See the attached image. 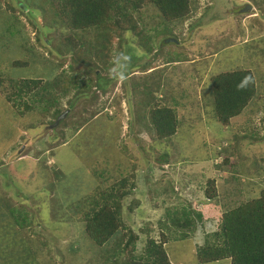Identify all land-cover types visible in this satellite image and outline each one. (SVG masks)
Instances as JSON below:
<instances>
[{"label": "rangeland", "instance_id": "374dc122", "mask_svg": "<svg viewBox=\"0 0 264 264\" xmlns=\"http://www.w3.org/2000/svg\"><path fill=\"white\" fill-rule=\"evenodd\" d=\"M30 1L27 5V0H0V264H43L52 256L42 247L29 258L16 252L15 240L25 231L10 222L7 201L44 205L32 208L42 219L40 228L54 235V241L58 234L69 235L63 239L68 250L69 239L84 237L81 214L69 205L93 193L96 186L117 187L122 182L120 173H131L126 191L135 189L122 198V211L137 231L143 230L138 253L146 237L162 240L165 231V247L174 264H200L191 254L196 239L190 236L196 228L214 229L222 220V204L237 205L264 187L262 172H250L239 157L241 153L264 156V0H191L189 16L172 22L165 21L155 5L147 4L130 17L134 30L111 31V41L98 28L84 30L96 54L82 51L80 56L55 55L56 59L49 52L51 44L43 45L46 37L39 30L53 10L47 0ZM121 36L133 46L148 48L149 54L138 62L146 73L136 71L131 78L121 79L118 67L123 68L133 55L127 49L120 51ZM170 37L179 43L165 44L163 40ZM108 54L111 57L105 58ZM172 54L176 60L166 63ZM94 66L108 83L106 92L92 87ZM245 68L254 73L258 95L224 124L207 98L208 80L222 71ZM30 79L40 84L18 105L20 115L15 103L5 98L17 84ZM145 80L157 97L146 110L150 100L145 104L148 95L141 94ZM162 87L179 101L172 106L182 117L176 135L164 139L148 116L150 108L162 106ZM35 98L40 109L30 110ZM49 107L55 114L56 107L61 114L68 110L59 124L53 125ZM61 134H66L68 144H56ZM244 136L248 139L241 141ZM147 170L146 183L131 177ZM213 181L217 195L209 199L205 188ZM53 197L67 206L57 214L48 213V200ZM134 198L146 210L132 221L128 205ZM183 207L192 208V214L200 211L202 217L196 227L188 228L185 239L175 232L170 219ZM166 210L169 215L164 216ZM55 216L62 218H51ZM159 218L168 228L159 227ZM90 250L97 253L99 248ZM208 264H230V260Z\"/></svg>", "mask_w": 264, "mask_h": 264}, {"label": "trees", "instance_id": "16d2710c", "mask_svg": "<svg viewBox=\"0 0 264 264\" xmlns=\"http://www.w3.org/2000/svg\"><path fill=\"white\" fill-rule=\"evenodd\" d=\"M35 1L31 0L30 2ZM53 10L50 15L49 22L39 28L40 32L46 37L43 39V45H49V52L56 59L55 55H78L82 51L86 54L94 55L95 47L88 42L84 36V30L89 28H98L102 37L111 41V31H122L124 34L134 30L133 21L130 23V17L134 18L147 4H153L157 7L165 21L172 22L173 20L187 18L191 13V0H47ZM27 5L29 2L27 0ZM116 19V20H115ZM83 35H81V34ZM128 38L121 36L119 46L120 51L127 49V53H133L128 64L121 68V77L130 76L133 69L140 68L143 73L146 70L139 66V61L147 54L148 48H140L133 46L132 42H127ZM162 42V40H161ZM48 43V44H47ZM32 49L31 47H29ZM85 49V50H84ZM152 49V48H151ZM142 52V54H139ZM123 53V52H122ZM159 53V49H158ZM108 54L105 58H110ZM51 58V57H50ZM175 55H168L166 63L175 61ZM18 63V61H15ZM138 63V64H137ZM126 70L124 71L123 69ZM148 75V74H145ZM208 80L207 88L210 96L209 103L215 115L223 122L228 124L231 118L240 115L244 108L249 105L250 101L258 95L256 78L251 69H235L222 71ZM130 76L129 78H131ZM4 80V79H3ZM148 80L144 81L146 87L141 90V94L148 95V105L156 102L157 97L152 96L151 87L147 86ZM38 79L23 80L20 84L14 87V91L6 96V100L13 101L17 107L18 114L23 115L18 105L26 102L30 97V92H33L36 86H39ZM135 88L136 83L132 84ZM162 87V106H153L150 108L148 116L152 118L157 125L158 136L162 139L173 137L176 135L182 117H179L177 109L172 104H175L177 98L174 95L163 94ZM37 95V93H34ZM16 95V98H12ZM58 96V95H57ZM18 101H21L20 103ZM36 102V98L34 99ZM39 108L40 105L36 102L30 105V110ZM53 118L52 122L56 121L61 111L56 107V114L48 108ZM28 126V125H27ZM66 134H61L56 138V144H68ZM246 136L241 137V141L247 140ZM31 144V142H30ZM20 148L18 146L16 150ZM26 153L29 152L25 148ZM14 151V152H15ZM14 154V153H13ZM166 151L165 155H168ZM16 156H18L16 154ZM26 157V156H25ZM23 157V158H25ZM240 159L243 165L248 166L250 172H262L264 177V156L257 155L253 157L248 154H240ZM18 158V157H17ZM21 159V158H20ZM162 160L169 162L168 156H162ZM225 161H227L225 159ZM56 171V170H55ZM99 172L96 171L95 175ZM131 173H120L122 182L117 187L112 186L100 189L96 186L92 191L85 194V197L76 203L72 209L76 213H80L79 221L83 225V238L74 237L73 241L69 239L67 244L68 250L63 246V239L69 235L58 234L54 241L53 236H48L43 233L40 228L42 219L36 217L37 213L32 208L43 209L44 205H25L23 202H15L9 200L6 202L7 209L10 211L9 217L14 225L21 227L25 233L16 238V252L24 257H32L37 250H42L52 256L43 260V264H66V258L70 257L68 264H86L88 262L98 261V264H174L168 255L165 247L166 232L162 231V240H157L154 237H146L145 244L141 252L138 253V243L143 239L140 229L137 231L130 221H127L122 211V198L133 192L134 188L126 191L128 186V176ZM150 173L147 170L144 174L135 172L131 177L134 179L141 178L142 183L148 182ZM59 178L60 176H56ZM157 183V182H156ZM94 191L96 195H94ZM207 198L212 199L217 194L214 186V181L209 187L205 188ZM56 197L52 201L48 200L50 205L48 213H58L65 209L63 203H59ZM38 203V202H37ZM68 206V207H69ZM130 216H133L132 221L138 216H143L140 206V200L134 199L128 205ZM222 212V220L213 229L211 226L207 228L198 226L194 235L195 245L191 254L195 261L200 264H208L222 259H229L230 264H264V187L260 189L254 196H249L243 202L237 205L229 206L222 204L220 206ZM51 210V211H50ZM175 212V210H174ZM192 208H180V214L172 213L171 226L175 228V232H181V239H185V233L188 228L192 229L197 226V219L201 220V212L196 210L192 214ZM136 214V215H135ZM169 215L166 210L164 216ZM136 217V218H135ZM51 218H62L55 216ZM71 216L69 215L68 220ZM78 219V218H77ZM213 220V219H211ZM148 220H142L146 223ZM159 227L168 228L167 223L159 218ZM22 227H24L22 229ZM43 228V226H42ZM168 233V232H167ZM148 234V233H147ZM169 234V233H168ZM201 235L197 238L195 235ZM39 241V245L37 244ZM13 239H10V243ZM53 241V242H52ZM111 242L114 245L111 246ZM39 246V247H38ZM76 246V248H73ZM99 248L98 252H92L93 247ZM37 249V250H36ZM70 250V252H69ZM76 252V253H74ZM71 254V256L69 254ZM96 253V254H94Z\"/></svg>", "mask_w": 264, "mask_h": 264}, {"label": "clouds", "instance_id": "9594fccd", "mask_svg": "<svg viewBox=\"0 0 264 264\" xmlns=\"http://www.w3.org/2000/svg\"><path fill=\"white\" fill-rule=\"evenodd\" d=\"M26 6V5H25ZM24 6V7H25ZM253 7V6H252ZM192 8V7H191ZM243 10V9H242ZM191 11H192V9H191ZM170 38H174V37H170ZM166 39H168V38H165L164 40H163V42L166 44V43H168V42H166L165 40ZM176 40H177V42H175V41H172L173 43H179V41H178V39L177 38H175ZM138 68H134L133 69V71H132V73L130 74V76H134V74H135V72L136 71H140V72H142L141 70H137ZM118 74L121 76L122 75V73H121V69H120V67H118ZM92 73H93V75H94V79H93V84H92V87H94V88H96L98 91H101V92H106V90H107V87H108V83H106L105 82V78H104V76H103V74H102V71H101V69H99V68H96V66H94L93 67V69H92ZM130 76H128V77H126V78H123V77H121V79L122 80H126V79H129V77ZM253 100V99H252ZM252 100L250 101V103L252 102ZM58 102L60 103L61 102V99H58ZM68 111V110H67ZM67 111L66 112H64V113H67ZM64 113H62V114H64ZM62 114H60V115H62ZM59 115V116H60ZM59 116L57 117V119L59 118ZM57 121V120H56ZM55 121V122H56ZM60 122V121H59ZM59 124V123H58ZM54 125V124H53ZM135 189H133V191H134ZM127 197V196H126ZM134 199H139V198H134ZM134 199H132L131 200V202L130 203H132V201L134 200ZM140 200V199H139ZM129 203V204H130ZM141 200H140V206H138V208H140V209H142V205H141ZM150 205L152 206V204L150 203ZM144 209L145 208H143L142 209V213L144 212ZM146 210V209H145ZM145 213H146V211H145ZM136 215V214H135ZM142 216H138L137 215V218H141ZM141 222V221H140ZM144 234V233H143ZM197 262V261H196Z\"/></svg>", "mask_w": 264, "mask_h": 264}, {"label": "water", "instance_id": "95a60500", "mask_svg": "<svg viewBox=\"0 0 264 264\" xmlns=\"http://www.w3.org/2000/svg\"><path fill=\"white\" fill-rule=\"evenodd\" d=\"M165 41H166V42H168V41H169V42H172V41L177 42V40H176L175 38H168V39H166ZM65 114H66V113L60 115L59 118L57 119V121L54 123V125H57V124L59 123L60 119H61Z\"/></svg>", "mask_w": 264, "mask_h": 264}]
</instances>
